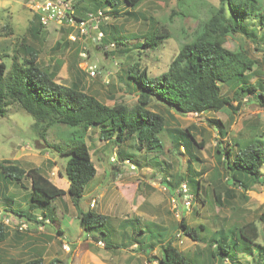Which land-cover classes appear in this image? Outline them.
Wrapping results in <instances>:
<instances>
[{
    "label": "rangeland",
    "instance_id": "rangeland-1",
    "mask_svg": "<svg viewBox=\"0 0 264 264\" xmlns=\"http://www.w3.org/2000/svg\"><path fill=\"white\" fill-rule=\"evenodd\" d=\"M81 1L85 5L89 2L95 3V0ZM262 2L264 4V0ZM218 5L219 0H141L135 8L126 7L123 2L118 13L111 7L102 6L99 10L106 12L109 18L100 23L104 34L102 39L94 40L95 30L81 35L77 30L71 29V26L55 24L42 28L41 34L34 38L30 31L36 22L33 0H0V59L10 64L15 54L23 55L24 44L32 45L38 51V64L47 71H57V82L65 85L79 83L84 90L108 105L123 102L133 106L137 95L125 85L127 67L133 62H138L140 68H146L152 76L166 71L180 46L193 37L198 24L208 18L211 9ZM88 11L96 13L92 6L88 7ZM125 11H130L132 15ZM154 27H164L169 37L164 38L156 47H136L144 42L145 34L152 32ZM256 29L259 36L264 33V27ZM72 35L76 36V39H73ZM114 38L123 41L125 45L117 44ZM108 45L114 47L108 50ZM240 45L255 61L252 69L248 70L249 82L258 88H264V43L261 39H249L241 34L228 37L225 43L227 48L234 50ZM83 51L88 53L86 61L81 55ZM86 62L97 64L98 69L94 76L86 71ZM220 86L222 95L233 96L236 89L234 83H220ZM242 101V106L234 113L223 110L171 115L163 111L168 123L166 130L160 134L164 145L162 153L139 149L134 137L123 143L101 140L99 129L92 127L86 135V140L97 173L86 187V196L82 198L81 206L109 217L107 224L100 227L106 236L101 237L98 231L86 232L80 226L77 211L68 213L57 201L51 208L56 215L54 223L63 226L68 242L56 238L57 234L48 238V246L43 252L44 264H102L101 261L104 264H157L156 259L169 240L185 255L200 257L201 264H214L213 261L209 263L207 259L206 241L194 240L181 229H177L183 217L190 226L205 224L207 230L202 236L207 238L220 228L229 229L254 221L260 230L258 242L264 245V222L259 219L264 212V184H255L248 195L241 189H233L229 195H223L222 203L216 202L212 195L213 188L226 180L221 161L218 159L217 143L223 150L228 142L235 138L246 139L249 134L262 135L264 140V109L253 97L246 96ZM236 104L234 101V105ZM150 108L162 111V108H154L152 105ZM209 118L225 123L229 133L222 144L217 141L221 136L216 128L210 126ZM33 123L34 118L18 104L8 107L6 115L0 117V161L10 160L20 164L16 157L23 153L19 160L24 167H40L38 169L44 175H49L57 185L63 184V180L68 182L64 166L69 156L51 149L48 143L33 131ZM177 128L188 130L194 134L198 143H202L200 147L194 145L192 155L185 152L183 147L179 150L173 148L170 130ZM71 130L73 131V128L56 124L48 129L47 142H69L72 139V135L68 134ZM48 154L50 156H47ZM131 155L133 156L127 158ZM156 161L159 163H155ZM55 165L62 172L61 180L57 173L50 171ZM161 166L165 167L166 171H163ZM262 171L264 172V166ZM188 176H193L200 182L201 192L198 198L194 196V188L187 181ZM164 177L178 182L175 194L171 195L168 191ZM3 181L0 180L2 191ZM29 182V177H26L25 188L16 182L19 186H8L10 193H0V212L8 213L14 224L17 221L16 216L9 208H27L26 200H20L18 197L23 195V192L32 190ZM183 183L187 184V193L193 195L189 207L185 202ZM103 191L106 194L101 197ZM2 195L4 196L1 197ZM89 196L96 200L94 207L85 203L86 197ZM70 199L69 195L62 198L69 209L73 206ZM50 224L52 221L48 226ZM13 226H8V230H13L10 238L0 242L2 259L11 254H18L19 240L16 234L38 233L31 231V226L26 231L16 232ZM139 228L144 232L138 233ZM50 230L51 227L45 226V232ZM149 232L163 233V237L156 235L152 240L147 239ZM99 240L103 241L104 245L99 244ZM136 240L140 242L137 243ZM71 241L72 243H69ZM106 241H111L113 246L107 247ZM64 244H67L68 248H65ZM254 253L257 260L258 251ZM53 256H57L59 261L49 263ZM239 258L243 264H255L254 258L249 254L241 252ZM224 264L231 263L225 259Z\"/></svg>",
    "mask_w": 264,
    "mask_h": 264
},
{
    "label": "trees",
    "instance_id": "trees-1",
    "mask_svg": "<svg viewBox=\"0 0 264 264\" xmlns=\"http://www.w3.org/2000/svg\"><path fill=\"white\" fill-rule=\"evenodd\" d=\"M123 2L126 7L135 8L141 0H95V3L89 2L87 5L81 0H72L73 16L77 20L87 18L88 7L91 6L96 12L100 7L108 6L118 13ZM125 12L132 15L130 11ZM34 17L36 22L30 31L33 37L37 38L43 26L39 16L35 14ZM257 27H264L262 0H219V5L211 9L208 18L198 24L193 37L180 46L166 71L152 76L146 68H140L138 62H133L127 67L125 85L137 95L133 106L123 102L108 105L84 90L79 83L65 85L57 82V71L43 69L38 64L36 48L24 44L23 55L15 54L10 64L0 59V117L5 116L8 107L13 104H18L28 112L34 118L33 131L41 136L51 149L69 156L64 166L69 186L67 190L58 187L40 169H25L10 160L0 161V176L5 181L16 180L22 186L24 178L29 177L32 186L30 209H43L44 217H47V211L53 208L55 199L68 194L77 209L82 228L88 233L98 231L101 237L105 238L106 233L100 227L107 224L109 217L93 209L84 211L80 207L85 189L97 173L86 140L88 131L97 127L101 140H113L115 143H123L134 137L139 149L162 153L164 145L160 134L166 130L168 123L163 111L171 115L223 110L234 113L242 106V100L246 96L253 97L264 109V88H258L249 82L248 70L252 69L255 61L247 55L243 46L240 45L235 50L225 46L228 37L235 34L244 35L249 39H261L264 43V33L259 36ZM101 28L105 30L103 25ZM167 37L169 35L164 27H154L152 32L145 34L144 42L136 47H156ZM114 39L117 44L125 45L123 41ZM229 82L236 85L231 97L221 94L220 83ZM234 101L237 102L236 105ZM151 105L154 108H162V111L151 109ZM208 121L213 129L218 130L221 138H217V141L222 144L229 133L225 123L215 118H209ZM56 124L73 128V131L68 133L72 135L69 142H47L48 129ZM170 138L173 148L179 150L183 147L190 155L194 145L202 146L188 130L171 129ZM221 148L217 143L218 159L221 161L226 180L212 190L216 202L222 203L223 195H229L233 189H241L247 194L255 184H264L262 135L249 134L246 139L235 138L228 142L223 150ZM194 158L197 159L196 156ZM161 169L166 171L163 166ZM60 174L62 175L61 171ZM163 181L171 195L175 194L178 182L167 177H164ZM187 181L194 188V196L198 198L201 192L199 180L188 176ZM11 211L21 217H30L28 213ZM259 219L264 222V212ZM131 224L134 225L133 222ZM177 226V229H181L192 239L206 241L209 263L213 261L214 264H224L227 259L231 264H243L239 253L249 254L254 258V252L258 251V259L254 258V261L256 264H264V245L258 242L260 230L254 221L229 229L220 228L208 238L202 236L207 230L203 223L190 226L183 217ZM8 232V226L0 223V242L6 240ZM142 232L144 230L139 228L138 233ZM156 235L163 237V233L149 232L147 239L152 240ZM106 246L113 245L111 241H106ZM148 247L150 246H145ZM156 260L157 264H201L200 257L185 255L171 240L165 243L161 255ZM0 264L5 263L0 260ZM7 264H43V258L15 260Z\"/></svg>",
    "mask_w": 264,
    "mask_h": 264
},
{
    "label": "crops",
    "instance_id": "crops-1",
    "mask_svg": "<svg viewBox=\"0 0 264 264\" xmlns=\"http://www.w3.org/2000/svg\"><path fill=\"white\" fill-rule=\"evenodd\" d=\"M47 156H50L49 154L47 155ZM23 157V153H20L17 157H16V160H18L19 162H20V166H22L23 168H25V169H29V168H31V167H24V165H23V163H22V161L21 160H19V159H21ZM32 167H36V168H40V167H38V166H32ZM50 171H53L54 173H57V175H58V177H59V180H61L62 179V176L63 175H61L60 174V170H59V168L55 165V166H53L52 167V169H50ZM45 175H46V173H45ZM55 185H57V183L54 181V180H52L51 179V177L49 176V175H46ZM28 179V178H27ZM0 180L1 181H3V177H1L0 176ZM24 180H25V178H24ZM24 180H23V186H22V184L21 183H19V182H17V181H10V180H7V181H3V191H5V193H3V191H2V189L0 188V193H2V194H7V192L8 193H10L9 192V190H8V186L10 185V184H12V185H18V184H16V182L17 183H19L20 185H21V187H24L25 188V184H24ZM29 181H30V179H29ZM92 181V180H91ZM63 182V184H61V185H57L58 187H61V188H63V189H65V190H67V188H68V186H69V183L68 182H65V180H63L62 181ZM29 184L31 185V181L29 182ZM11 185V186H12ZM19 186V185H18ZM87 187H88V185H87ZM86 190H87V188L85 189V192H84V196H83V198L86 196ZM31 191L32 190H27V192H23V195H18V194H15V195H17V196H19L18 197V199H20V200H26V203H27V208L29 209V210H26L27 208H19V209H17V208H12V207H10L9 208V211L10 212H12L11 210H16V211H18V212H24V213H28L29 215H30V217H29V219L31 220V231H36V232H38V233H36V234H33L32 235V233H30L29 232V234H21L19 231H17L16 230V232H19V234H16L17 235V239L19 240L18 241V248H19V252H18V254H11V256H8L7 258H4V259H7V260H4V259H2V257H0V260L3 262V263H5V264H7V263H9V262H12V261H15V260H17V261H26V260H29V259H32V258H36V257H41V258H43V264H44V259H45V257H43V252H44V249H45V247L46 246H48V244L46 243V241L48 240V238H52V237H55V235L57 234V236H56V238H58V239H62L63 241H65V242H68V241H66V239H65V234H66V232H65V229L63 228V226L61 225V224H59V225H57L56 223H54L56 220H55V218H56V215H55V213H54V211L52 212H49V211H47V213H48V215H47V218H51V220H52V224H50L49 226H48V224H46V223H43V222H38L37 220H36V216L37 215H44V212H43V209H41V208H34L33 210H31L30 209V207H31V203H30V194H31ZM250 191V190H249ZM248 191V192H249ZM247 192V193H248ZM106 194V192H101V194H100V196L101 197H104V195ZM4 195H2L1 197H3ZM66 195H68V194H66ZM66 195H64L63 197H60V198H57V199H60V200H57V199H55L54 200V202H53V205H56L55 203H57V201H59L60 202V204L62 205V209H64V210H67L66 212H68L69 213V211H72V214H73V211L74 210H76L77 211V209H76V207L74 206V204H73V202H72V208L71 209H69L68 207H67V205H66V203L62 200V198H64ZM248 195V194H247ZM70 197V196H69ZM92 198H93V196H89V197H86V200H85V203H88V204H90V201L92 200ZM71 200V199H70ZM72 201V200H71ZM56 206H54V208H55ZM80 207H81V209L82 210H84V211H87L88 209H83V207L81 206V203H80ZM63 210V211H64ZM13 213V212H12ZM54 213V214H53ZM14 214V213H13ZM77 214H78V212H77ZM15 216H16V220H18L19 219V217H21L20 215H17V214H14ZM19 216V217H18ZM23 217H25V216H23ZM77 219L79 220V223H80V219H79V217H77ZM55 224H56V226H55ZM45 226H46V228H50L51 227V230L50 231H48V232H45L44 231V229H45ZM81 226V225H80ZM82 227V226H81ZM9 232H8V236H7V238L6 239H9L10 238V236H11V234H12V232H13V230H11L10 228H9V230H8ZM43 231V232H42ZM45 232V233H44ZM43 233V234H42ZM5 241V240H4ZM73 241V240H72ZM72 241L71 242H69V243H72ZM50 244V243H49ZM128 248V247H127ZM64 254V253H63ZM64 256H66V254H64ZM28 258V259H24V258ZM24 259V260H23ZM54 261H56V262H58L59 261V258L57 257V256H53L51 259H50V262L49 263H52V262H54ZM101 263L102 264H104V262H102L101 261ZM256 264V263H255Z\"/></svg>",
    "mask_w": 264,
    "mask_h": 264
},
{
    "label": "built area",
    "instance_id": "built-area-1",
    "mask_svg": "<svg viewBox=\"0 0 264 264\" xmlns=\"http://www.w3.org/2000/svg\"><path fill=\"white\" fill-rule=\"evenodd\" d=\"M33 4L35 5V13L39 16V20L43 26L46 28L50 24H55L57 26L68 25L73 28V30H77L81 35H86L92 30H95L96 34L93 38L94 40H101L103 37V32L100 29V22L102 20H106L109 18V15L102 10H98L96 13L89 12L87 14V18L83 20H77L74 16V7L72 0H33ZM72 34V33H71ZM73 39H76V36L72 35ZM114 45L106 46V49H112ZM83 60H88V53L83 51L81 53ZM98 69L97 64L86 62V71L95 75ZM198 114V112H195ZM134 167V165H132ZM183 190L185 191V202L187 207L191 205L193 200V195L188 194L187 184L183 183ZM95 199H92L90 202V206H95ZM36 220L38 222L50 223L51 219L44 217V215H37ZM0 223L6 226L12 227L14 223L11 222L10 216L7 214H3L0 212ZM31 226V220L27 217H19L17 221H15L14 228L18 231H26ZM99 244L104 245L103 241L99 240ZM65 248H68L67 244H64Z\"/></svg>",
    "mask_w": 264,
    "mask_h": 264
}]
</instances>
